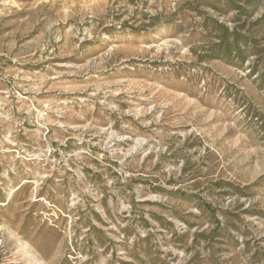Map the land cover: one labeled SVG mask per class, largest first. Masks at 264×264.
<instances>
[{"label":"rangeland","instance_id":"374dc122","mask_svg":"<svg viewBox=\"0 0 264 264\" xmlns=\"http://www.w3.org/2000/svg\"><path fill=\"white\" fill-rule=\"evenodd\" d=\"M189 1L0 0V264H264V0Z\"/></svg>","mask_w":264,"mask_h":264},{"label":"trees","instance_id":"16d2710c","mask_svg":"<svg viewBox=\"0 0 264 264\" xmlns=\"http://www.w3.org/2000/svg\"><path fill=\"white\" fill-rule=\"evenodd\" d=\"M231 7L232 0H224ZM202 2L200 0L189 1L188 4L192 5V9L198 10V5ZM191 7V6H190ZM240 8V7H239ZM246 15H249V11L245 12ZM205 27L209 28L211 31L217 32L221 41L217 45L216 49L213 50V53L209 57H221L229 63L235 62L237 65L242 66L247 58V52L249 47L253 44L250 43L249 38L242 34L237 27H234L232 30L223 22L219 21L217 18L205 19ZM255 47V46H253ZM257 47V46H256ZM255 50V49H254ZM258 50V49H257ZM19 188H22L20 185ZM42 194V193H41ZM3 196H0V199ZM206 208L209 212L215 215L214 209L211 208L210 204H206ZM146 220V219H145ZM99 230V229H98ZM165 263V262H163Z\"/></svg>","mask_w":264,"mask_h":264}]
</instances>
